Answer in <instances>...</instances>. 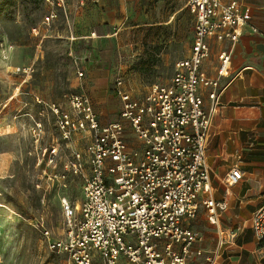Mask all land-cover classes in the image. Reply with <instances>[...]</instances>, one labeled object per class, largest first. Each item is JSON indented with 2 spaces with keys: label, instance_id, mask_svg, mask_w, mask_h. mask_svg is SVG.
Returning <instances> with one entry per match:
<instances>
[{
  "label": "built area",
  "instance_id": "2783aa9c",
  "mask_svg": "<svg viewBox=\"0 0 264 264\" xmlns=\"http://www.w3.org/2000/svg\"><path fill=\"white\" fill-rule=\"evenodd\" d=\"M44 1L48 12L43 23L49 27L59 11L67 12V4ZM187 8L195 17L188 56L176 62L169 81L153 83L137 97L126 75L117 73V120L102 124L85 92L66 95L72 113L60 104L50 106L63 139L69 141L75 132L89 138L86 146L72 149L65 163V169L82 181V200L72 204L61 199L64 221L59 236L43 230L49 251L67 257V264H119L122 258L129 264H217L224 248L236 243L239 231L223 227L222 213L243 172L238 164L232 166L224 177L225 197L217 200L207 148L212 119L228 87L221 78L230 75L232 49L251 13L242 0H187ZM211 40L231 44L219 54L216 78L202 68L212 54ZM60 178L65 183L66 175ZM202 210L218 234L213 250L194 249L203 236L192 222ZM249 224L263 245L264 202Z\"/></svg>",
  "mask_w": 264,
  "mask_h": 264
},
{
  "label": "rangeland",
  "instance_id": "374dc122",
  "mask_svg": "<svg viewBox=\"0 0 264 264\" xmlns=\"http://www.w3.org/2000/svg\"><path fill=\"white\" fill-rule=\"evenodd\" d=\"M88 3L92 0H66L67 12L59 11L47 27L44 0H0V264H67V257L49 251L43 230L59 236L61 199L72 204L82 200V181L65 163L72 149L86 146L89 138L75 132L69 141L63 139L50 106L60 104L72 113L66 95L85 91L96 107H104L109 94L116 97L111 86L119 72L137 74L126 79L140 96L151 84L169 81L176 62L189 54L195 18L186 0H117V13L108 9L106 0L104 19L111 12L117 21L105 30L118 42L115 59L101 54L100 45L76 37L84 32L77 12ZM183 7L171 24H155ZM87 12L89 19L98 20L93 11ZM93 65L110 70L109 90L93 92L84 84ZM62 174L66 178L61 184ZM192 226L202 234V246H217L216 229L204 210ZM261 251L264 255V247Z\"/></svg>",
  "mask_w": 264,
  "mask_h": 264
},
{
  "label": "crops",
  "instance_id": "0c3cea01",
  "mask_svg": "<svg viewBox=\"0 0 264 264\" xmlns=\"http://www.w3.org/2000/svg\"><path fill=\"white\" fill-rule=\"evenodd\" d=\"M113 1L114 6H111L110 0H107L108 9L117 13V0ZM242 1L250 11L251 19L232 49L230 75L221 78V82L224 85L228 84V87L222 94V106L212 119L207 148L211 186L217 200H223L225 197L224 177L232 166L238 164L243 172V179L231 189L229 206L222 213L223 227L227 231L238 230L239 235L234 245L224 248L217 264H264L262 249L257 247L249 224L253 212L264 202V50L257 48L259 45H264V0ZM105 3L106 0H92V3L80 8L77 12V22L79 19L82 20L84 32L81 35L77 34L76 37L88 40L93 46L94 44L100 45L101 54L105 55L107 52L110 59H115L118 42L115 34H106L105 30L111 24L116 25L117 21L111 19V12L109 19H104L102 8ZM185 7L187 8V0ZM185 7L176 10L168 20L155 24H171L175 16ZM88 9L97 15L98 20L89 19ZM124 9L127 10L126 7ZM114 29H116L115 26ZM100 37L103 38L100 39ZM210 43L212 54L204 62L202 68L207 76L216 78L219 54L223 49L229 50L231 44L228 41L219 43L215 40H211ZM124 75L137 74L130 72ZM109 76V69L93 65L86 72L84 84L91 85L93 92L98 89L109 90ZM127 86L133 96L137 97L128 80ZM119 101L109 94L106 107L100 108L94 104L95 110L101 109L100 112L96 111L102 124L119 118ZM204 105L206 107L209 105L207 96H204ZM129 131L131 132L130 129ZM128 137L130 141L134 140L131 133ZM202 242L203 240L196 243L194 249L213 250L216 248H206L202 246ZM121 260L126 261L123 258Z\"/></svg>",
  "mask_w": 264,
  "mask_h": 264
},
{
  "label": "water",
  "instance_id": "95a60500",
  "mask_svg": "<svg viewBox=\"0 0 264 264\" xmlns=\"http://www.w3.org/2000/svg\"><path fill=\"white\" fill-rule=\"evenodd\" d=\"M257 48L262 51L264 50V45H259Z\"/></svg>",
  "mask_w": 264,
  "mask_h": 264
}]
</instances>
